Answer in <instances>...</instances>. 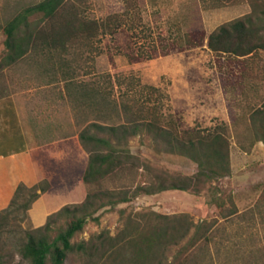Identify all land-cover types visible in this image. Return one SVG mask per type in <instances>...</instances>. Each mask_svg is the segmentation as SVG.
I'll return each mask as SVG.
<instances>
[{
    "label": "rangeland",
    "instance_id": "obj_1",
    "mask_svg": "<svg viewBox=\"0 0 264 264\" xmlns=\"http://www.w3.org/2000/svg\"><path fill=\"white\" fill-rule=\"evenodd\" d=\"M41 1L0 0V62L5 51L6 23L22 8ZM133 1L137 7L129 10L126 26L113 36L101 38L102 54L96 57L93 66L89 48L81 56L34 51L0 71V103L9 97L15 101L32 141L39 144L64 141L56 157L44 159L45 168L41 167L47 178L39 183L51 187L48 193L41 194L47 209H52L50 215L67 205L81 204L97 189L81 181L90 154L79 135L95 119L91 112L92 85L111 93L113 83L115 97L123 91H138L140 86H154L165 96L164 115L174 119L182 130L225 125L231 140L232 174L207 184L198 195L173 190L134 197L135 187L149 173L147 168L150 172L181 176H191L198 169L189 159L167 153L151 136L130 138L129 148L139 159L140 169L127 175L123 182L107 181L103 186L127 187L130 200L88 218L83 232L73 241L87 243L88 254L71 253L65 264H91V241L99 236L107 242V249L108 241L119 243L121 248L108 249L100 264H139L129 244L135 225H152L156 215L183 214L209 231L193 244L195 230L192 229L178 246L168 249L161 258L157 255L161 264L175 263V259L185 264H264V143L258 140L250 120L253 110L264 102V52L243 60L213 53L206 45L186 51L178 47L189 34L205 33L208 37L224 24L264 10V0ZM125 11V0H93L86 14L89 18L104 20ZM134 32L139 36L136 42L131 38ZM78 58L79 62H73ZM65 60L68 65L62 67ZM62 70L69 71L70 75L65 76ZM108 75L124 78L122 89L116 86L114 77L111 83ZM56 125L64 130L55 131ZM36 127L40 131H35ZM221 196L225 207H236L237 215L222 218L213 201ZM31 209L28 219L21 223L12 221L11 229L38 228ZM9 239L12 241L13 235L8 232L4 238L0 236V247ZM180 249L185 252L179 254ZM179 255L182 256L178 259ZM14 264L27 263L16 256Z\"/></svg>",
    "mask_w": 264,
    "mask_h": 264
},
{
    "label": "trees",
    "instance_id": "obj_2",
    "mask_svg": "<svg viewBox=\"0 0 264 264\" xmlns=\"http://www.w3.org/2000/svg\"><path fill=\"white\" fill-rule=\"evenodd\" d=\"M90 2L92 6L93 0H43L22 8L3 28L6 40L0 71L19 63L34 51H48L50 55L59 56H81L83 50L89 48L93 66L96 57L102 54L101 38L113 36L123 29L128 23L126 18L129 10H134L137 6L133 0H125L124 13L97 20L86 14ZM131 38L135 42L139 40L135 32ZM178 44L180 51L206 45L218 55L243 60L253 58L264 52V10L259 9L253 14L224 24L208 37L205 33L189 34ZM79 60L80 58L73 62L77 63ZM66 65L68 61L65 60L61 66ZM63 73L65 76L70 75L69 71L64 70ZM113 77L116 79V86L122 89L125 85L124 78L122 80L119 75H108L111 83ZM129 85L133 88L135 86L133 82ZM112 86L113 91L110 93L106 88L92 85L91 112L95 119L79 135L82 145L90 154L81 181L86 185L96 186L97 189L89 193L81 204L67 205L50 215L42 227L11 229L12 221L21 223L28 219V212L33 204L51 188L46 183H39L34 187L19 184L9 207L0 212L1 238L7 232L13 235L12 241L9 239L0 247V264H14L16 256L27 264H65L71 253L88 254L87 243L73 242L83 232L87 219L94 218L102 209L114 208L130 200L127 187H103L107 181L123 182L127 175L140 169L139 159L129 148L130 138L151 136L166 148L167 153L189 159L198 169L191 176H181L161 171L150 172L147 168L149 173L143 183L135 187L134 197L153 196L173 190L198 195L207 184L231 176V140L225 125L205 130H182L174 119L164 115L162 105L165 96L158 88L140 86L138 91H123L115 97V85L112 83ZM250 117L258 140L264 143V102L253 110ZM229 200L233 206L231 198ZM213 201L223 219L239 213L236 207H225L222 196L215 197ZM135 226L129 244L135 253L134 259L139 264H161L157 255L161 258L168 249L178 246L192 229L195 230L191 238L193 244L209 231L203 224H194L185 214L156 215L152 225L146 223ZM108 243V249L121 250L119 243ZM106 244L103 236L91 241V264H100L108 251ZM184 249H180L179 254L184 253ZM176 262L175 259L173 263ZM177 264H185V261Z\"/></svg>",
    "mask_w": 264,
    "mask_h": 264
},
{
    "label": "crops",
    "instance_id": "obj_3",
    "mask_svg": "<svg viewBox=\"0 0 264 264\" xmlns=\"http://www.w3.org/2000/svg\"><path fill=\"white\" fill-rule=\"evenodd\" d=\"M54 129L64 130L57 125ZM35 131H40V127H36ZM63 143V139L45 144L32 141L23 126L15 101L10 97L1 101L0 208H4L11 201L20 183L33 187L41 179L47 178V173L41 172V167L45 168L43 160H53ZM50 210L52 209H47L43 195L34 203L30 214L38 228L46 224Z\"/></svg>",
    "mask_w": 264,
    "mask_h": 264
}]
</instances>
